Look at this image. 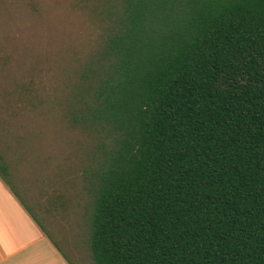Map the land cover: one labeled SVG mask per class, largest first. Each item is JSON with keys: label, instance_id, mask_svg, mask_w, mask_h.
Returning <instances> with one entry per match:
<instances>
[{"label": "trees", "instance_id": "1", "mask_svg": "<svg viewBox=\"0 0 264 264\" xmlns=\"http://www.w3.org/2000/svg\"><path fill=\"white\" fill-rule=\"evenodd\" d=\"M80 2L49 104L92 137L93 262L264 264V0Z\"/></svg>", "mask_w": 264, "mask_h": 264}, {"label": "rangeland", "instance_id": "2", "mask_svg": "<svg viewBox=\"0 0 264 264\" xmlns=\"http://www.w3.org/2000/svg\"><path fill=\"white\" fill-rule=\"evenodd\" d=\"M80 1L0 0V159L11 195L60 253L71 264H95L83 170L92 137L71 129L49 104L89 43Z\"/></svg>", "mask_w": 264, "mask_h": 264}, {"label": "crops", "instance_id": "3", "mask_svg": "<svg viewBox=\"0 0 264 264\" xmlns=\"http://www.w3.org/2000/svg\"><path fill=\"white\" fill-rule=\"evenodd\" d=\"M0 264H71L1 179Z\"/></svg>", "mask_w": 264, "mask_h": 264}]
</instances>
